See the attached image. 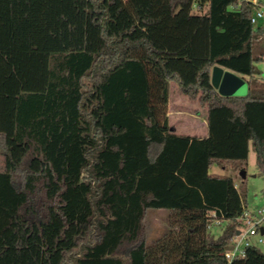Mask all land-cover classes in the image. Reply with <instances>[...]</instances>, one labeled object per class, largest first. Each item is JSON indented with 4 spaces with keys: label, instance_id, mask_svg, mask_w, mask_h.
I'll use <instances>...</instances> for the list:
<instances>
[{
    "label": "trees",
    "instance_id": "16d2710c",
    "mask_svg": "<svg viewBox=\"0 0 264 264\" xmlns=\"http://www.w3.org/2000/svg\"><path fill=\"white\" fill-rule=\"evenodd\" d=\"M252 12L245 0H0V264H264L254 245L225 257L244 191L210 173L246 171L252 145L264 175ZM215 66L248 94L222 96ZM171 83L206 108L207 137L172 128ZM151 210L167 228L147 242Z\"/></svg>",
    "mask_w": 264,
    "mask_h": 264
},
{
    "label": "rangeland",
    "instance_id": "374dc122",
    "mask_svg": "<svg viewBox=\"0 0 264 264\" xmlns=\"http://www.w3.org/2000/svg\"><path fill=\"white\" fill-rule=\"evenodd\" d=\"M196 12V10H195ZM259 25L264 26V21L260 22ZM255 55L261 57V60L255 63L256 67V78L255 80L259 82V87L255 88L256 91L264 92V39L258 40L255 43ZM227 74L233 73L229 70H226ZM235 74V73H234ZM236 75V74H235ZM241 78L246 86L248 83L241 76L236 75ZM169 96H170V106L169 113L170 124L173 127L178 129V133L188 131L191 125V116L196 115L197 113L202 114L204 112L203 107L199 101H190L186 96L182 95L179 92L178 87L171 83L169 87ZM248 94V89L243 95ZM222 96H227L223 95ZM177 132V130H175ZM234 180V188H236V193L239 194L238 190H243L244 199H245V210L250 213H257L259 210L264 208V175L258 169L256 165V153L253 146H250V154L248 166L246 169V179H242L239 174H232ZM235 202L233 200L230 203V214H234ZM167 217L168 213L163 210H151L148 212L145 220V239L147 242H152L159 238L166 231L167 228ZM238 220L240 217L237 218ZM224 223L218 224L215 223L212 228V233L218 237L222 232V227ZM264 228V223L259 227ZM243 230H246V227H243ZM249 241L252 245L257 247L264 253V235L263 243L259 244L257 237H249Z\"/></svg>",
    "mask_w": 264,
    "mask_h": 264
},
{
    "label": "built area",
    "instance_id": "2783aa9c",
    "mask_svg": "<svg viewBox=\"0 0 264 264\" xmlns=\"http://www.w3.org/2000/svg\"><path fill=\"white\" fill-rule=\"evenodd\" d=\"M253 6L251 22L253 25L258 26L260 22L264 21V0H245ZM196 10H199L196 7ZM242 223V228L237 236L236 244L232 250L225 254V257L231 263L235 258L245 256L247 247L252 246L249 237H257L258 243H263V235L260 231V226L264 223V208L253 214L245 210L239 219ZM246 227V230H243Z\"/></svg>",
    "mask_w": 264,
    "mask_h": 264
},
{
    "label": "water",
    "instance_id": "95a60500",
    "mask_svg": "<svg viewBox=\"0 0 264 264\" xmlns=\"http://www.w3.org/2000/svg\"><path fill=\"white\" fill-rule=\"evenodd\" d=\"M211 84L220 94L227 96H240L248 89L241 78L234 73L227 74L226 70L219 66L212 69ZM240 177L243 180L246 179V171H241ZM260 231L264 235V228H261Z\"/></svg>",
    "mask_w": 264,
    "mask_h": 264
},
{
    "label": "crops",
    "instance_id": "0c3cea01",
    "mask_svg": "<svg viewBox=\"0 0 264 264\" xmlns=\"http://www.w3.org/2000/svg\"><path fill=\"white\" fill-rule=\"evenodd\" d=\"M170 106V104H169ZM204 112L202 114L197 113L196 115H192L191 118V125L188 129L190 131L189 133L186 132H180L178 133V129L176 127L172 128L174 130H177L178 134L191 136V137H198V138H205L208 135V128H207V110L206 108H203ZM171 114L169 113V117ZM210 173L217 174V175H231L229 172H224L220 170L218 167H213L210 170Z\"/></svg>",
    "mask_w": 264,
    "mask_h": 264
}]
</instances>
